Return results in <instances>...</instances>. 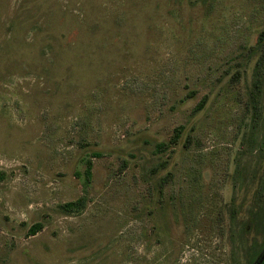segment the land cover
I'll list each match as a JSON object with an SVG mask.
<instances>
[{
  "label": "rangeland",
  "instance_id": "1",
  "mask_svg": "<svg viewBox=\"0 0 264 264\" xmlns=\"http://www.w3.org/2000/svg\"><path fill=\"white\" fill-rule=\"evenodd\" d=\"M263 29L264 0H0V264L241 263Z\"/></svg>",
  "mask_w": 264,
  "mask_h": 264
},
{
  "label": "trees",
  "instance_id": "2",
  "mask_svg": "<svg viewBox=\"0 0 264 264\" xmlns=\"http://www.w3.org/2000/svg\"><path fill=\"white\" fill-rule=\"evenodd\" d=\"M254 48L258 50V56L255 61V65L258 67L256 69V74H261V68L264 66V29L258 33L254 44ZM258 78L259 77L257 76L253 80V86H255V90H257L256 86L258 85V81H257ZM201 104L202 102L200 101L197 107H200ZM251 104L252 107H254V103L251 102ZM252 115H255V109L253 110ZM177 132L178 131H176L174 135L170 138V141L174 140V138L177 136ZM157 145L160 148H165L167 144L164 142H159ZM257 146L260 149L261 148L264 149V137H263V146L261 143H259ZM90 169H91V160L90 158H85L84 167L82 171L83 182H87L89 180ZM257 183H258L257 189L255 191L256 195L253 197L251 204H249L246 209V213H247L246 220L241 225H239L237 231L239 233V236L244 238L245 234L248 232V229L250 227L251 230L256 234L262 231L263 236L261 237L260 240L251 239L245 244L243 250L242 262L241 263L238 262V264H252L254 259L257 257L260 250L264 246V198L260 197V193L264 192V166L262 168V173ZM237 185L238 186L241 185L240 178L237 180ZM80 202H81L80 198H76L74 200L64 202V206L69 208H74V207H78L80 205ZM231 212H234L232 208H231ZM38 228H39L38 223L32 224L28 228V234H33ZM228 264H234V259L229 258Z\"/></svg>",
  "mask_w": 264,
  "mask_h": 264
},
{
  "label": "flooded vegetation",
  "instance_id": "3",
  "mask_svg": "<svg viewBox=\"0 0 264 264\" xmlns=\"http://www.w3.org/2000/svg\"><path fill=\"white\" fill-rule=\"evenodd\" d=\"M264 259V246L263 248L260 250L259 254L257 255V257L254 259L252 264H260Z\"/></svg>",
  "mask_w": 264,
  "mask_h": 264
},
{
  "label": "water",
  "instance_id": "4",
  "mask_svg": "<svg viewBox=\"0 0 264 264\" xmlns=\"http://www.w3.org/2000/svg\"><path fill=\"white\" fill-rule=\"evenodd\" d=\"M260 264H264V259H263V261Z\"/></svg>",
  "mask_w": 264,
  "mask_h": 264
}]
</instances>
